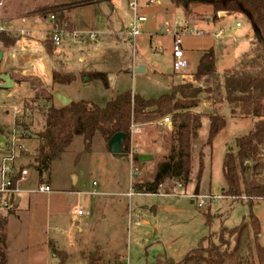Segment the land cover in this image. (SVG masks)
<instances>
[{"label": "rangeland", "instance_id": "1", "mask_svg": "<svg viewBox=\"0 0 264 264\" xmlns=\"http://www.w3.org/2000/svg\"><path fill=\"white\" fill-rule=\"evenodd\" d=\"M54 1L60 0H7L4 12L9 17L42 15L39 10L50 7L49 4ZM157 1L160 3L149 9H140V13L148 17L144 31L148 33L146 28L151 31L154 42H150V37L145 34L139 38L138 44L135 43V50L139 56L146 57V62L151 67L161 69L178 85L193 84L196 87L214 88L219 83L223 84L225 69L237 67L242 59L241 53L246 51L248 54L251 51L250 38L246 36V32H239L240 28L236 27L239 20L231 18L225 23L216 22L210 26L211 30L206 27V23L200 29L208 31L207 34L226 26L227 39L219 41L208 35L198 37L191 33L186 34L182 42L183 48L188 51L189 68L181 73L174 72L170 57L173 53V36L170 31L176 22L184 21L185 11L183 8H177L176 11L163 16L158 14V10L171 5L172 1ZM143 2L142 0L141 4ZM22 5L31 6L32 9H24ZM198 10L196 15L192 16L196 21L205 22L206 17H213L212 7ZM103 11L107 13L106 9ZM104 12L96 11V18L102 19ZM117 13L124 24L127 23L128 17L133 15L127 8L126 0L117 3ZM89 15L92 19V14ZM154 16L156 19H153ZM84 19L87 20L85 16ZM121 39V34L118 36L112 34L108 37L106 41L111 46L110 53L114 57L131 58L134 45L131 42L123 45ZM205 41L215 42L218 46L216 73L220 78L216 77V73L200 80L195 78V74L193 77L190 76L199 63L198 51L192 50H196V47ZM1 47L3 46L0 44ZM246 54L243 61L257 60L256 54L249 57H246ZM95 62L99 64L102 60ZM107 82L110 86L109 79ZM32 88L31 97L27 95L15 99L5 97L0 101L2 104L0 115L3 117L10 115L13 119L11 124L7 122L2 124L0 119L1 133L5 134L16 122L21 126V130L26 132L23 137L32 140L26 144V148L23 147L24 152L29 151V158L22 160L23 166L34 163V156L41 142L40 136L45 130L46 110L52 105L61 107L55 100L58 91L54 88L45 87L38 82L32 84ZM64 91L75 101H87L103 106L117 93L131 92L145 99H157L167 90L163 82L153 79L150 72H146L126 74L114 89L107 90L99 80H88V77H84V81H80L74 87L64 88ZM200 103L211 104L212 109L209 112L212 114L223 113L227 126L216 137L213 147L207 146L209 119L204 118L205 110L202 109L203 127L197 143L193 145L192 155L194 180L198 177L200 158H203L199 193L192 192L194 187L185 190L176 180H167L159 188L158 194H138L134 189V184L153 182L158 165L170 154L172 128L162 125L163 119L138 124L141 133L131 136L130 156L133 158V155H152L154 159L146 163L134 164L126 159L121 161L112 159L105 140L99 134L93 138L89 150L86 149L83 137H76L61 158L51 163L47 173L40 175L34 167L28 168L30 174L27 181L21 185L18 196L21 199L19 208L0 211L3 215L13 213L9 215L11 218L8 226L9 264H88L91 257H101L106 264V259L115 254L120 255L126 264H158V259L161 258L180 262L190 251L198 247L204 237L218 233L223 227L237 228L245 219L249 222L250 208L245 198L235 202L230 198L213 201L209 197L222 195L224 157L229 148L236 149L237 138L248 135L253 129L252 119L238 114L233 115L230 107L227 110L228 103L224 91L215 97L204 95ZM15 107L20 110L16 119L13 112ZM167 117L172 121V116ZM261 150L264 158V146ZM252 167L242 170L243 178L252 179ZM134 168H139L140 171L135 176ZM73 175L78 176V182ZM131 180L136 182L132 185ZM94 182H97V187L93 186ZM41 184L51 186L53 192L51 194L37 192ZM95 190L100 194L93 197L91 193ZM67 192L75 195L76 200L73 204L68 200ZM130 192L134 193L132 197L128 195ZM194 195L208 197L203 200L205 204L202 207L199 206L202 199L192 197ZM78 208L85 212L84 216L77 214ZM206 209L213 216L210 224L204 216ZM252 211L260 221L259 242L264 247V200L255 201ZM47 236L59 238L61 250L65 253L60 252L61 256L56 257L48 254L46 247L43 246ZM234 244L235 241H232V246ZM238 258L258 264L250 222L249 230L243 236ZM231 263L232 261L228 262Z\"/></svg>", "mask_w": 264, "mask_h": 264}, {"label": "trees", "instance_id": "2", "mask_svg": "<svg viewBox=\"0 0 264 264\" xmlns=\"http://www.w3.org/2000/svg\"><path fill=\"white\" fill-rule=\"evenodd\" d=\"M79 2L53 5L39 10L43 16L55 14L60 23H66L70 33L75 31L69 18L65 16L73 9L93 2ZM112 1V0H108ZM177 8L189 12L194 4L209 5L215 14L226 12L230 15H244L253 30L251 51L246 57L257 55V60L242 62L237 70L226 73L224 83L214 88L196 87L193 84H180L172 87V92L157 99H145L138 94L126 92L119 94L101 107L97 104L79 101L66 107L52 105L45 113V130L40 136V144L34 156V167L40 175L47 173L53 161L60 159L76 137H83L86 149L89 150L93 138L99 134L106 143L117 133L127 135L125 153L130 155L131 126L147 124L172 116V146L169 156L157 167L155 179L151 183L134 184L138 194H158L159 188L167 180H176L186 190L193 182V145L199 139L203 125V115L193 112L201 102L202 96H216L225 92L227 103L233 115L251 118L253 129L246 136L236 140V151L228 150L223 162V175L226 188L222 195L235 202L245 198L250 208L249 222L254 234L255 251L258 264H264V247L260 244L261 224L252 209L255 201L264 200V0H171ZM17 39L6 34H0V44L4 48L14 46ZM46 47L50 54L55 47L47 39ZM263 59V60H262ZM63 65L57 62V68ZM216 73L214 51L208 50L199 63L195 78L197 80L214 76ZM89 80H99L108 87V76L99 72H89L83 75ZM54 83L72 84L76 81L73 75H64L59 70L53 74ZM39 99V97H37ZM210 122L206 145L213 147L216 137L226 128L224 115L211 114L207 116ZM21 125V124H20ZM23 125V124H22ZM45 137H43V135ZM139 156L133 155V162L139 163ZM198 180L202 177L203 158H200ZM254 166L252 167V164ZM250 165V166H249ZM252 167L251 180L243 178L242 170ZM17 179L14 181V185ZM200 186L196 188L199 193ZM17 207V206H15ZM13 214V213H11ZM9 213V215H11ZM9 215L0 213V264H8L7 227ZM207 223L213 221V216L206 209L204 213ZM249 222L234 229L221 228L216 234L204 237L198 247L190 251L182 261L158 259V264H255L253 261L238 258L242 239L249 230ZM249 235V234H248ZM232 241H235L232 246ZM53 253L61 256L54 247ZM88 264H105L101 257H91ZM115 264H124L116 262Z\"/></svg>", "mask_w": 264, "mask_h": 264}, {"label": "crops", "instance_id": "3", "mask_svg": "<svg viewBox=\"0 0 264 264\" xmlns=\"http://www.w3.org/2000/svg\"><path fill=\"white\" fill-rule=\"evenodd\" d=\"M79 1L81 0H69V1L60 0V1H54V3L49 4V6L69 4V3L79 2ZM119 1L120 0H112V1L94 0L93 2L87 3L86 5L73 9L70 13H66L65 16L71 20L74 26V29H75L74 31L75 33L74 35H71L70 37L65 39L64 44L61 48L59 49L55 48L53 53L50 54L46 47V44H47L46 41L48 39V34L51 28L50 23L47 21V16L36 14V15H23L21 17L20 16L9 17L8 14L4 12L6 5H7V0H6V5L3 10L4 14L2 12L3 22L7 30L6 34L10 37L16 38L17 42L14 46L10 48L1 47V49L4 51V58H3L2 63L0 64V74H9L15 83V87L14 89L10 91H3L1 90L2 83L0 81V90H1L0 91V101H3L5 97H12L14 99L15 97L21 98L26 95L31 97L32 96L31 94L33 93L32 84H34L35 82H38V84H42L43 86L48 87V88H52V89L54 88L56 91H58V93L71 98L72 101H75L74 98L67 95V93L64 91V88L74 87L80 81L81 82L84 81L83 75L89 72H99V73L106 74L108 76V79L110 76H113L112 80L109 79L110 86L108 87H106L104 83L100 81L102 82L104 88L107 90L114 89L122 81L123 77L126 76V74L133 75V74H141V73L150 72V76H161L162 79L166 81V83H163V85L165 86L167 90L165 94L171 93L173 85H178V83H176L173 80L171 81L170 79L171 76L165 74L163 71H161V69L151 67L146 62L147 60L146 57L142 55L139 56V53L135 50V43L137 42L138 44L139 38L143 37V35L145 34L147 35V37H150V40H149L150 42L152 41L154 42V35H152L149 29L146 28V30H148V33H145V31H143V33L135 40V43L133 44L134 47H133V54L131 58L128 56L127 57H120V56L114 57L110 53L111 46L106 41L110 35L114 34L118 36V34H121L122 42L121 41L120 42L123 43V45H128V43H130L128 36H127V28L129 27L130 23L133 20V15L131 17L130 16L128 17V19L126 20L127 21L126 24L122 23V18L120 17V15H117L118 14L117 13V3H119ZM126 1H127L128 10L132 12L128 5L130 0H126ZM143 1L145 2L147 0H143ZM157 3H160V1L155 0L154 5H156ZM154 5H152L151 7H153ZM22 7L23 8L25 7L24 9H32L31 6L29 7V6L22 5ZM209 7L211 6L202 5V4L192 5L190 7L189 12L184 13L185 14L184 21H182L181 23L176 22L175 24H178L180 27H183V28H188L189 30L194 29L192 31L198 30L200 32H203L204 35L198 36V37H203V36L208 35V36L213 37L214 39L223 41L224 39H227L226 26L219 28L217 31L216 30L211 31L210 34H207L208 31L206 32L204 30H201L200 27L207 23L206 27H209L210 29L211 28L210 26H212L216 22L225 23L231 18H235L239 20V22L236 24V27L240 28L239 32H242V33L246 32V36L250 38V44H251L250 49H251L252 41H253V30H252V26L250 22L244 15H230L226 12H223V13L220 12L218 14L214 13L213 17H210V16L206 17L205 22H199L192 18V16L196 15L195 14L196 11H199L198 8L207 9ZM102 8L106 9L107 13H105ZM149 8H144V9H149ZM176 9L177 7H175V5L171 3V5L169 4V6H166V8H162L160 9V11L158 10V14H162L163 16L164 15L166 16L170 12L176 11ZM99 10L104 12L102 19L96 18L95 12ZM200 11H204V10H200ZM89 13L92 14L93 16L92 19ZM84 16L87 18V20L84 19ZM153 19H156V17L154 16ZM147 22H148V17H147ZM174 29H175V26L173 27V30L170 31L171 34L173 33ZM219 32H222L221 37L219 38L215 37V35ZM90 34H95L97 39L92 42L87 41L86 38L89 37ZM235 41H237V38L235 39ZM210 49H213L214 51L215 67L217 68L216 64L218 61L219 51H218V46L215 42L205 41L201 45L196 47V50H192V51H198L199 63H200V60L202 59V57ZM184 52L187 58L188 51L184 49ZM246 53H247L246 51H243V53H241L242 59L239 62V65L235 68L225 69V74L227 72L239 69L243 62V57ZM170 57H171V60L174 61L173 53ZM95 60H102V62L99 64H96ZM121 60L123 61L121 62ZM124 60H127V61H124ZM57 62H61V64L63 65L61 69L57 68ZM188 63H189V60H188ZM199 63L197 65L196 70L190 73L191 77H193L192 75H194L197 72ZM141 68H144V72H137V70L140 71ZM55 70H59L64 75L75 76L76 81L72 84L54 83L53 74ZM216 77H218L217 73H216ZM222 79L224 83L225 76H223ZM119 94H123V93L115 94L111 99L107 100L106 102L112 100L114 97H116ZM75 102H79V101H75ZM202 105L203 104L200 103L199 106L193 110V112L196 114H201L203 111L202 109H204L205 110L203 111V115H205L204 118H208L207 116L212 114L211 112H209V110L212 109V105L209 103H205L203 106ZM228 108H229V105L227 106V110ZM221 115H224V114L222 113ZM0 119L2 120L1 122L2 124L5 122L9 124L13 123V119L10 115H6L5 117L0 115ZM2 124H0V129H1ZM209 128H210V122H209ZM197 141L195 142V144L197 143ZM28 142H32V140L24 139L22 141V145L26 148V144ZM105 145H106V148L108 149L106 143ZM25 154H26L25 158H29L28 150L25 152ZM110 155L112 159L116 161H119V160L121 161L123 159H126L129 162L130 161L133 162V158L130 155L127 158H123L119 160L115 159L112 156V154ZM222 172H223V167H222ZM74 176L77 178V182H78L79 180L78 176L73 175V177ZM223 178H224V175H223ZM192 180L193 182L188 187V190L194 187L192 191L194 192L196 190V185L200 186V180H198V177L196 178V180H194V178L192 177ZM134 182H136V180L135 181L131 180L132 185L134 184ZM21 185L19 186L20 190H21ZM222 188L223 190L226 188L225 180L222 185ZM67 193H68L67 195L68 200L70 201L71 204H73L76 200L75 195L73 193H69V192ZM101 194H106V193H101ZM145 195H152V194H145ZM20 202H21V199H20ZM20 202L18 203L16 209L19 208ZM10 218L11 217H9V220ZM8 226H9V221H8ZM7 237H8V227H7ZM43 246L46 247L45 249L47 253L53 255L54 257H56V255L52 251L53 247L57 251L65 253L63 250H61L62 248L61 241L57 237L47 236L43 242ZM106 260H107L106 264H115L116 262L124 263L123 258H121V256L117 254H115L112 257H108ZM8 264H9V261H8Z\"/></svg>", "mask_w": 264, "mask_h": 264}, {"label": "built area", "instance_id": "4", "mask_svg": "<svg viewBox=\"0 0 264 264\" xmlns=\"http://www.w3.org/2000/svg\"><path fill=\"white\" fill-rule=\"evenodd\" d=\"M142 0H130L129 1V8L133 13V20L130 23L129 27L127 28V36L129 41L134 44L135 40L143 33L144 25L147 22V17L140 13L141 8H149L155 4V0H147L141 4ZM6 0H0V34H6L7 30L5 28L2 12L5 8ZM47 21L50 23V31L48 34V38L52 41L54 47L59 49L63 46L64 41L66 38L74 35L75 32L70 33L67 30L66 23H60L58 17L55 14H50L47 16ZM240 25V24H238ZM193 34L195 36H202L204 35L203 32L198 30L192 31L188 28L180 27L178 24H175V29L172 33L173 36V68L174 72L181 73L185 71L189 67L188 60L186 58L184 49H183V42L182 38L186 34ZM7 35V34H6ZM222 32H219L215 35V37H221ZM97 39L95 34H90L89 37L86 38L87 41H95ZM1 91V90H0ZM2 104L0 102V109ZM13 112L16 115L20 112L19 108H13ZM162 125L165 124L168 126L169 129L172 126V121L169 117L163 118ZM141 128L138 124H133L131 126V136L138 135L141 133ZM25 130H21V126L14 123V126L11 127L5 134H2L0 131V211L2 210H11L16 208L17 200L19 199L18 196L21 192L20 185L27 181L29 176L28 172V165L23 166L22 160L26 157L24 154V146L22 145V141L26 138L23 136L25 135ZM26 167V168H25ZM140 173L139 168H134L133 175ZM17 179L15 185L14 181ZM94 187H97V183H93ZM37 192L41 194H51L53 189L51 186L47 184H41L37 188ZM93 197L98 196L100 193L95 190L92 193ZM129 197L134 195L133 192H130ZM191 197V196H188ZM194 198L198 197L202 199L200 202V207H202L205 202L204 199L208 198L207 196H192ZM210 199L220 200V199H227L225 196H211ZM76 212L79 216H84L85 212L78 208Z\"/></svg>", "mask_w": 264, "mask_h": 264}, {"label": "water", "instance_id": "5", "mask_svg": "<svg viewBox=\"0 0 264 264\" xmlns=\"http://www.w3.org/2000/svg\"><path fill=\"white\" fill-rule=\"evenodd\" d=\"M4 58V51L0 48V64L2 63ZM137 72H144V68H141V70H137ZM153 79L157 81H162L163 83H166L165 80L162 79L161 76H151ZM109 79H113V76H110ZM0 81H1V90L3 91H10L14 89L15 83L10 77L9 74H0ZM55 99L60 103L62 107H66L72 103V99L57 93L55 94ZM46 134L43 135L45 137ZM127 141V135L124 133H117L115 134L107 143L108 151L115 159H123L129 157L125 152L124 148ZM154 157L152 155H140L138 158V161L140 163H146L149 161H152ZM49 174H47L48 176ZM20 202V198L17 200L16 206Z\"/></svg>", "mask_w": 264, "mask_h": 264}]
</instances>
